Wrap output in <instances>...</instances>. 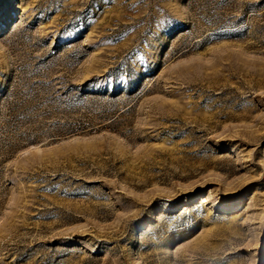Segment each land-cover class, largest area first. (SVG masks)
<instances>
[{"label":"rangeland","instance_id":"374dc122","mask_svg":"<svg viewBox=\"0 0 264 264\" xmlns=\"http://www.w3.org/2000/svg\"><path fill=\"white\" fill-rule=\"evenodd\" d=\"M0 264H264V0L0 7Z\"/></svg>","mask_w":264,"mask_h":264},{"label":"bare ground","instance_id":"6f19581e","mask_svg":"<svg viewBox=\"0 0 264 264\" xmlns=\"http://www.w3.org/2000/svg\"><path fill=\"white\" fill-rule=\"evenodd\" d=\"M10 2H11V0H0V7H4Z\"/></svg>","mask_w":264,"mask_h":264}]
</instances>
